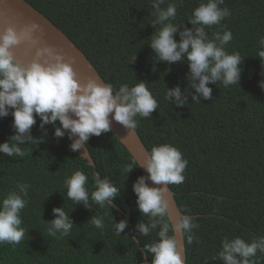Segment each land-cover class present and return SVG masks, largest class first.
<instances>
[{"label": "trees", "instance_id": "obj_1", "mask_svg": "<svg viewBox=\"0 0 264 264\" xmlns=\"http://www.w3.org/2000/svg\"><path fill=\"white\" fill-rule=\"evenodd\" d=\"M47 18L84 54L103 82L116 89L121 84L133 86L137 81L148 87L159 103L151 119L137 117L136 133L149 153L155 145L169 143L188 160L180 185H169L181 214L195 217L198 228L195 240L187 243L183 234L185 264H222L212 260L227 237L251 241L264 236V62L257 57L258 41L264 37V0H224L231 15L222 26L232 32L227 44L229 53L239 52L242 69L239 84L225 88L209 84L212 99L176 108L164 98L165 87L187 88L188 66L185 62L169 65L157 62L148 40L151 0H25ZM174 0H166L162 7ZM200 0H183L177 7L175 23H187ZM181 31L183 29H180ZM221 26L208 29L211 33ZM176 40L179 41L178 34ZM135 54L136 60L130 63ZM130 63V64H129ZM194 94V90L189 89ZM31 129L34 138L44 130L40 120ZM11 114L0 119V143L7 141L14 130ZM55 126H59L56 122ZM47 135L38 145H25L24 157H7L0 153V199L16 188L17 183L31 187L28 204L21 211L25 238L18 245H0V264H145L140 248L157 239L155 231L141 237L135 230L147 217L137 209L132 185L141 169L120 142L110 133L92 136L87 151L94 167L77 152L70 153V140L56 139L54 126H45ZM132 164L127 178L121 175L124 165ZM81 170L88 176L86 187L94 189V173L107 176L120 196L112 206L103 208L89 201V209L67 198L66 177ZM63 207L74 227L68 236L48 234L54 219L52 209ZM104 216L103 230L95 228L91 217ZM129 219L128 227L116 235L111 225ZM131 231L133 232L131 234ZM136 238L133 241V238ZM151 256L147 258L151 264ZM256 264H264V254L257 252Z\"/></svg>", "mask_w": 264, "mask_h": 264}, {"label": "clouds", "instance_id": "obj_2", "mask_svg": "<svg viewBox=\"0 0 264 264\" xmlns=\"http://www.w3.org/2000/svg\"><path fill=\"white\" fill-rule=\"evenodd\" d=\"M166 0H151L153 17L150 26L154 29L148 40V46L153 50L157 62H167L169 65L185 62L188 66L187 88L181 90L179 85L171 89L165 87V100L176 108L187 105L189 96L193 103L200 104L201 99H212V88L209 84H222L225 88L239 84L242 69V58L239 52L229 53L226 45L232 40V32L222 26V21L231 15L224 0H200L191 13L187 23H175L178 5L183 0H174L162 7ZM221 26L222 30L211 33L208 29ZM180 29H183L182 31ZM39 26L32 24L20 32L15 27L8 26L0 33V119L11 114L13 117L12 135L4 143H0V153L7 157H24L26 146L43 142L46 138V125L54 126L56 139L67 137L73 151L84 148L92 136L99 137L111 130L113 121L122 125L130 133H135L139 121L137 117L151 119V114L159 109V103L148 87V83L137 81L133 86L121 84L118 89L110 82L99 83L89 79L81 83L76 78V72L71 63L65 62L64 56L52 48H37L35 58L27 66L14 59L12 49L22 42L35 44L34 33ZM179 41L176 40V35ZM257 57L264 62V37L258 41ZM136 60V55L130 57V63ZM129 63V64H130ZM259 87L264 89V80ZM194 90V94L189 91ZM111 115V120L109 116ZM39 118V128L44 130L40 138H34L31 129ZM59 126H55L56 122ZM134 163H139L134 161ZM188 160L183 158L181 151L172 144L155 145L148 153V158L142 166L148 176H140L132 185V191L137 197L136 205L141 215L147 217V222H139L135 226L141 237H148L155 231L157 239L144 244L146 261L151 256V264H185L176 233L186 234L188 244L195 240L193 229L198 228L195 217L181 214L176 223H172L165 198L169 185H180L184 182L183 175ZM137 167L126 164L121 175L128 174ZM94 189L89 192L86 187L88 176L81 170L66 177L64 186L66 195L74 204L90 207L89 201L100 207L111 206L120 196L121 189L107 177L98 174L93 177ZM148 181L160 187H150ZM31 186L17 183L16 188L0 199V245H18L26 235L22 227L21 211L28 204V192ZM54 217L50 222H44L50 236H68L74 227L69 213L63 207L52 209ZM95 228L103 230L104 216L93 215L88 221ZM111 225L116 235L120 236L128 227L127 220L114 222L111 215ZM135 237L133 241H135ZM257 252L264 254V236L255 237L250 242L241 237L221 241L220 250L212 260L222 261V264H256ZM208 264V261H205Z\"/></svg>", "mask_w": 264, "mask_h": 264}, {"label": "water", "instance_id": "obj_3", "mask_svg": "<svg viewBox=\"0 0 264 264\" xmlns=\"http://www.w3.org/2000/svg\"><path fill=\"white\" fill-rule=\"evenodd\" d=\"M32 24L39 26V31L34 33L33 36L36 43L22 42L19 46L12 49L14 59L17 63L27 66L35 58L37 48L49 47L56 53L63 55L65 62L72 64L73 69L76 72V78L81 83H86L89 79H95L97 82L103 83L102 79L84 54L68 39L66 35L57 29L47 18L35 10L30 4H28L25 0H0V33H2L8 26L15 27L17 32H20L26 26H30ZM109 119L111 120V115L109 116ZM110 127L111 130L109 132L128 151L134 161H138L143 166L148 158V152L137 133H130L122 125L115 121L111 123ZM68 151L70 153L77 152L87 161L90 167H94L88 151L84 148L79 151H73L69 145ZM139 163H137L138 166ZM139 168L145 177L148 176V173L143 167ZM94 175H97V173H94ZM148 184L150 187H160L153 185L151 181H148ZM165 198L168 200V212L171 222L174 224L181 213L177 208L173 193L169 188ZM111 206L119 213H122L121 210H119L113 203ZM125 219L129 225V219L127 217H125ZM132 233L133 232L131 231V234ZM176 239L179 244L180 252L185 259L183 233H176ZM140 251L144 256L142 248H140ZM144 262L145 264H149L147 260Z\"/></svg>", "mask_w": 264, "mask_h": 264}]
</instances>
